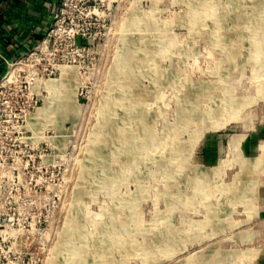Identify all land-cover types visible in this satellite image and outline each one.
<instances>
[{"label":"rangeland","instance_id":"1","mask_svg":"<svg viewBox=\"0 0 264 264\" xmlns=\"http://www.w3.org/2000/svg\"><path fill=\"white\" fill-rule=\"evenodd\" d=\"M46 28L0 264H264V0H60Z\"/></svg>","mask_w":264,"mask_h":264},{"label":"crops","instance_id":"2","mask_svg":"<svg viewBox=\"0 0 264 264\" xmlns=\"http://www.w3.org/2000/svg\"><path fill=\"white\" fill-rule=\"evenodd\" d=\"M60 0H0V78L6 72L8 63L27 54L39 37L46 32L52 14ZM263 132H255V156L263 147ZM249 147L248 144H246ZM258 157V156H257Z\"/></svg>","mask_w":264,"mask_h":264},{"label":"built area","instance_id":"3","mask_svg":"<svg viewBox=\"0 0 264 264\" xmlns=\"http://www.w3.org/2000/svg\"><path fill=\"white\" fill-rule=\"evenodd\" d=\"M48 33L49 32L46 31L43 34L44 37ZM41 38L33 44L27 54L14 61L9 62L6 72L0 78V144L5 140L8 141L9 139H12V135L18 132V128L21 127L19 119L20 112L22 111L13 104V100L15 96L18 95L17 92L19 91L16 82L18 81L20 70L17 68V65L22 62L25 56H27L28 54H33V51L38 48ZM12 71L14 72V76L12 79H9V74ZM32 107L33 106H31V108ZM3 135H5V137Z\"/></svg>","mask_w":264,"mask_h":264},{"label":"bare ground","instance_id":"4","mask_svg":"<svg viewBox=\"0 0 264 264\" xmlns=\"http://www.w3.org/2000/svg\"><path fill=\"white\" fill-rule=\"evenodd\" d=\"M130 59V58H129ZM14 76V72L12 71L10 74H9V79H12ZM148 121V120H147ZM236 138V137H235ZM233 139V146L236 147V141L238 142L239 140H241V138H238V139ZM144 141V140H143ZM254 163V162H253Z\"/></svg>","mask_w":264,"mask_h":264},{"label":"trees","instance_id":"5","mask_svg":"<svg viewBox=\"0 0 264 264\" xmlns=\"http://www.w3.org/2000/svg\"><path fill=\"white\" fill-rule=\"evenodd\" d=\"M40 37H42V35ZM40 37H39V39H40Z\"/></svg>","mask_w":264,"mask_h":264}]
</instances>
